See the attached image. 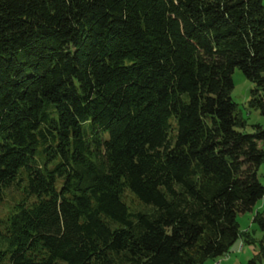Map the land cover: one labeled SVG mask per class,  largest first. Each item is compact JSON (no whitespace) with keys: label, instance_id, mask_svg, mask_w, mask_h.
<instances>
[{"label":"trees","instance_id":"obj_1","mask_svg":"<svg viewBox=\"0 0 264 264\" xmlns=\"http://www.w3.org/2000/svg\"><path fill=\"white\" fill-rule=\"evenodd\" d=\"M234 68L264 117L261 0H0V264L226 254L264 202Z\"/></svg>","mask_w":264,"mask_h":264},{"label":"rangeland","instance_id":"obj_2","mask_svg":"<svg viewBox=\"0 0 264 264\" xmlns=\"http://www.w3.org/2000/svg\"><path fill=\"white\" fill-rule=\"evenodd\" d=\"M262 1L264 9V0ZM232 89L230 92L231 100L236 104L238 115L243 119L244 125L238 130L242 133L252 131L253 125H259L264 128V117L247 106L250 90L253 84L244 78L241 72L234 68L231 73ZM259 147L264 150V144L259 143ZM256 176L258 181L264 185V160L259 164ZM16 197V191L8 190L0 200V217L3 216L12 201ZM128 199H132L128 196ZM134 202V200L132 201ZM264 207L263 200H257L251 211L236 215V223L239 230V236L229 246L228 251L218 258H207L205 264H242L247 259H258L259 264H264V234L259 231L255 222L251 221L255 211L262 212Z\"/></svg>","mask_w":264,"mask_h":264}]
</instances>
